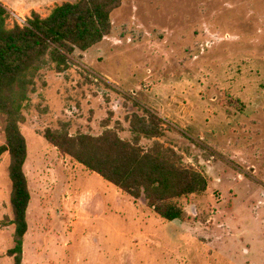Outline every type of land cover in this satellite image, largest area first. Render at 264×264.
<instances>
[{
	"label": "rangeland",
	"instance_id": "1",
	"mask_svg": "<svg viewBox=\"0 0 264 264\" xmlns=\"http://www.w3.org/2000/svg\"><path fill=\"white\" fill-rule=\"evenodd\" d=\"M78 0H0L23 26ZM113 31L71 69L39 73L21 129L32 201L23 264H264V0H122ZM162 119L156 143L208 190L167 222L62 155L47 130L134 141L132 119ZM0 115V146L6 142ZM11 158H0V264H14Z\"/></svg>",
	"mask_w": 264,
	"mask_h": 264
},
{
	"label": "trees",
	"instance_id": "2",
	"mask_svg": "<svg viewBox=\"0 0 264 264\" xmlns=\"http://www.w3.org/2000/svg\"><path fill=\"white\" fill-rule=\"evenodd\" d=\"M122 0H78L56 6L43 18L33 12L25 25L7 26L10 15L0 4V115L6 119V142L0 146V158H11V206L15 226L14 247L7 252L14 264H23L25 237L29 232V208L32 196L25 172L28 144L21 129L24 110L35 91L40 72L53 67L63 74L72 66L77 51L87 52L101 44L113 31L112 13ZM134 141H126L113 129L93 136H73L68 128L49 129L47 141L74 162L135 202L144 199L153 213L167 222L185 221L188 214L180 200L208 190L207 178L183 164L171 148L156 143L151 148L141 138L164 137L162 119L144 111L132 119Z\"/></svg>",
	"mask_w": 264,
	"mask_h": 264
}]
</instances>
